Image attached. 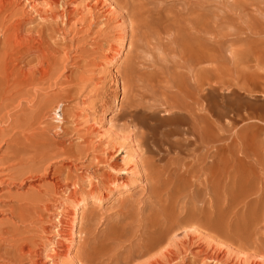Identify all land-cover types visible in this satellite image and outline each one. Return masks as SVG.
<instances>
[{"label":"rangeland","instance_id":"rangeland-1","mask_svg":"<svg viewBox=\"0 0 264 264\" xmlns=\"http://www.w3.org/2000/svg\"><path fill=\"white\" fill-rule=\"evenodd\" d=\"M38 3L40 9L52 10L45 0ZM62 3L70 20L63 30H56L51 52L55 60L57 55L68 58L56 78L63 80L57 85L28 88L27 91L37 90L39 94L19 96L0 107V226L10 221L21 204L35 201V216L25 230L28 251L32 254L27 264H82L93 248L109 243L110 236L121 228L123 213L141 209L156 216L160 212L161 206L153 195L157 180L146 177V155L140 146L138 128L129 118L130 100L124 97L122 89V76L133 68L139 71L140 91L130 90V96L154 87L152 91L158 97L157 101H145V112L165 115L168 109L159 102L164 96L175 93L176 101L190 102L186 94L201 86L211 96L206 99L208 102H203L206 118L215 112L214 119H218L221 153L242 158L264 154V124L253 118L264 114V94L259 89L264 90V0H62ZM108 8L112 13L130 14L106 27ZM54 9L51 12L57 15V6ZM23 23L28 30L43 22L32 13ZM111 46L113 53L109 52ZM120 51L123 53L119 56ZM32 54L28 49L23 52L25 62L36 57ZM254 87L258 89L253 90ZM56 99L57 105L60 104L56 114L46 111L47 116L41 121L46 124L42 125L47 133L44 139L57 141V157H53L56 160L44 161V167L49 168L47 174L40 173L19 184L14 178L20 170L32 165L33 155L18 151L25 134L16 123L36 115L38 110L34 106L40 102ZM205 144V151H211L208 141ZM20 158L28 161L20 163ZM251 166L252 161H248L244 167ZM251 170L259 173L258 168ZM254 180L259 181L256 177ZM228 183L242 185L244 177L235 172ZM123 185H128V189ZM71 192L77 195L74 200L68 197ZM67 208L69 211L77 208L78 214L73 229L62 226L61 231L68 229L76 238L70 251L64 254L60 252L62 248L50 241L56 239L55 231L60 229L55 222L57 214L67 212ZM243 214L239 213L233 227L251 221V215ZM249 226L246 237L264 242V222ZM190 233L193 230H178L165 245L175 251L192 246L194 254L188 252L184 264L194 263L192 257L195 259V254L207 246L222 249L220 252L225 255L221 254V264H247L251 258L252 253L229 245L226 236L213 241L193 239L188 246L186 236ZM236 234L233 232V236ZM68 243L62 241L65 246ZM253 243L250 240L248 245ZM2 248L11 250L8 245ZM115 250L121 256L127 252V248ZM182 260L179 257L177 264H183Z\"/></svg>","mask_w":264,"mask_h":264},{"label":"bare ground","instance_id":"bare-ground-1","mask_svg":"<svg viewBox=\"0 0 264 264\" xmlns=\"http://www.w3.org/2000/svg\"><path fill=\"white\" fill-rule=\"evenodd\" d=\"M38 2L39 0H0V107L2 108L6 106V103L13 102L19 96L22 97L30 93L39 94L37 90L27 91L28 88L57 85L58 81L63 80V77L60 80L56 78L62 68H65L63 64L68 58L57 55L55 60L51 52V43L56 30L57 32L63 30L70 19L65 14L62 0H45L46 6H50H48L49 9L52 8L53 10L54 7L56 9L57 6V15L52 13V10L51 12L40 9ZM121 8L124 9L125 6ZM110 10L107 9L106 16L108 17L106 18L103 13L104 20L107 22L106 27L112 22L124 20L125 15L130 14L128 11L126 14H118L117 11L112 13ZM32 13L38 16L43 23L37 28L26 30V24L23 23V20L27 16H32ZM28 20L33 21L30 18ZM124 40L121 41L123 48ZM110 48L109 52H112L113 47ZM26 49L36 55L29 62H25L22 55ZM122 53L120 51L119 56ZM121 79L124 97L130 100L128 103L129 118L131 123H134L138 128L140 146L146 155V177L148 179L155 177L157 180L158 185L157 188H154L153 195L156 202L161 206V210L156 216L153 213L145 214L141 209L123 213L121 228L110 236L109 243L105 244L104 242L101 247L93 248L92 252L84 257L82 264H177L179 257L183 258L181 262L184 264L187 253L194 254L192 246L184 251H175L173 250L174 247H165L166 243L170 242L168 241L169 236L178 230L186 232L193 230L192 234L186 236L185 244L188 246V242L193 239L206 238L205 240H207L211 238V240H218L226 236L229 245H236L238 249L252 253L251 258L253 259L249 261L251 258L248 259V257L247 264L248 262L250 264H264V242L253 237H246L249 232V225L252 228L254 225L257 226L264 222V154L248 155L242 158L231 153L228 155L221 153L222 138L218 134L219 123L218 119L217 121L214 119L215 112L210 118H206L204 114L206 106L204 107L203 102L211 96L209 92H204L205 89L202 91L203 87L200 86L202 89L198 87L197 91L195 87V92L193 91V93L191 90V94L188 91L189 94H186V99L190 102L184 103L174 99L175 93L170 96L165 93L164 100L159 102L168 110L165 115L160 116L156 115L155 112H145V101L158 98L156 93L152 91L154 87L146 92L142 91L143 93H134L133 97L130 96V90L131 92L140 91L138 85L140 75L137 69L129 70ZM257 89L254 87L253 90ZM259 89L264 94V90ZM57 102L59 103L57 99L54 102L52 100L40 102L39 105L34 106L38 110L36 115L30 116L24 122L17 121L16 123L17 127L24 129L25 134L18 151L33 155L30 159L32 165L30 164L31 166H26V169L20 170L14 178L19 181V184L32 180L34 176L40 173L47 174L49 168L44 167V161L57 157V141L54 143L53 138L50 142L44 139L47 133L46 131V134L44 133L42 127V120L45 118L44 116H47V113L44 112L56 114L57 108L60 106V104L57 105ZM253 118L264 124V114H260L258 118ZM206 141H208L211 151H205ZM228 148L231 149V146ZM18 161L24 163L28 160L20 158ZM248 161H252V166L245 168L244 166H247ZM109 167L115 172L112 165ZM253 167L258 168L259 173L256 174L255 171L251 170ZM235 172L244 177V184L234 186L232 183H228L231 175ZM116 173L118 174V172ZM251 173H254V177L259 179L258 182H255L254 177L249 176L252 175ZM21 186L19 185V187ZM123 187L128 189V185H123ZM94 189H91V193L94 192ZM71 193L68 197L70 200H74L77 195L75 192ZM34 203L30 201L21 204L18 211L12 217L10 216V221L0 226V241L2 242L0 245V264H27L30 261L32 254H29L28 251L30 247L25 237V230L27 224L31 226L30 223L35 216ZM216 205L218 206L216 207ZM68 212L73 215H65ZM240 212H243L244 216L251 215V221L244 225L246 227H233L232 223ZM65 213L61 211L57 214L58 220L55 222L60 225V229L55 231L56 239L50 241L53 246L62 248L59 251L64 254L70 251V247L75 243L76 238L75 234L70 233L67 228V230L61 231L62 226L73 229L78 214L77 208L71 211L67 208ZM64 218L67 219V222ZM136 225L139 228L137 230ZM233 232H237V234L233 236ZM172 238L174 239V237ZM61 240L69 242V245L65 246ZM250 240L254 243L249 246ZM126 243L128 245H124ZM5 244L10 247V251L2 248L6 246ZM226 245L224 243V246ZM115 248H127V252L121 256ZM194 251L197 252V248ZM220 251L215 246L204 247L198 254H195V259L192 257L194 263H190L219 264L222 254ZM224 255L222 254V256ZM60 256L68 257L67 255ZM199 259H203V261H199ZM28 264H34V262Z\"/></svg>","mask_w":264,"mask_h":264}]
</instances>
